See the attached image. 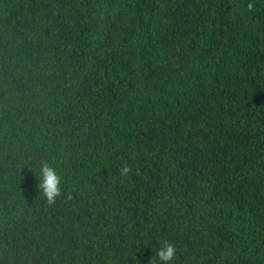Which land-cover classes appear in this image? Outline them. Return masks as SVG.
Instances as JSON below:
<instances>
[{"label":"trees","instance_id":"16d2710c","mask_svg":"<svg viewBox=\"0 0 264 264\" xmlns=\"http://www.w3.org/2000/svg\"><path fill=\"white\" fill-rule=\"evenodd\" d=\"M163 240L264 264V0H0V264H162Z\"/></svg>","mask_w":264,"mask_h":264},{"label":"clouds","instance_id":"9594fccd","mask_svg":"<svg viewBox=\"0 0 264 264\" xmlns=\"http://www.w3.org/2000/svg\"><path fill=\"white\" fill-rule=\"evenodd\" d=\"M248 7L251 9L252 5L249 4ZM131 171V167L124 164L118 168V175L123 178L128 176ZM39 177L41 179L39 187L42 190L43 196L46 198L47 204L52 206L56 203L57 198L62 195L63 177L58 170L51 166L47 161L41 162L39 167ZM156 257L159 258L162 264H169V262L176 258V248L174 244L168 240L161 241Z\"/></svg>","mask_w":264,"mask_h":264}]
</instances>
